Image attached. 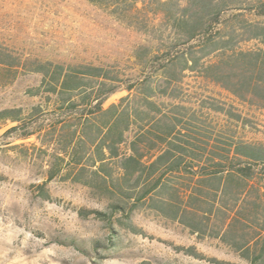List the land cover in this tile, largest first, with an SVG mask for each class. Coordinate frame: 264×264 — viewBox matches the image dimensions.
Returning <instances> with one entry per match:
<instances>
[{
    "label": "rangeland",
    "instance_id": "374dc122",
    "mask_svg": "<svg viewBox=\"0 0 264 264\" xmlns=\"http://www.w3.org/2000/svg\"><path fill=\"white\" fill-rule=\"evenodd\" d=\"M137 1L138 6H145L141 29L127 26L87 0H0V51L11 55V62L23 65L36 61L102 67L124 85L149 77L155 91L152 100L160 111L152 113L155 119L178 113L181 125L191 120L193 129L210 138L264 147V108L240 101L202 76L200 65L212 63L221 51L204 58L195 70L184 72L179 83L169 85L167 93L173 90L175 98L161 94L167 82L155 47L169 35L170 23L155 0ZM235 1L245 8L251 0ZM255 21L264 26V18ZM262 47L252 40L238 42L233 49L247 52ZM40 81V74L22 70L10 84L0 86V264H247L242 250L209 236L210 230L201 237L192 233L186 224L156 210L149 200L132 210L133 199L75 183L74 175L67 176L65 170L48 180V170L55 167V149L44 148L35 137L24 140V117L32 107L44 109L32 118L37 125L53 119L45 111L48 94L43 90L36 96L29 93ZM140 89L133 92L138 102ZM126 95V91L116 92L106 99L104 108ZM8 117L20 122L13 123ZM15 126L16 130H10ZM137 127L126 134V142ZM180 181L173 175L168 183ZM241 190L251 193L247 202L257 193L262 203L250 210L244 205L257 221H245L234 236L238 243L253 244L251 253L259 252L264 234V168H259L253 183L236 191ZM130 193L136 197L137 190ZM153 197L157 205L167 202L181 213V196Z\"/></svg>",
    "mask_w": 264,
    "mask_h": 264
},
{
    "label": "trees",
    "instance_id": "16d2710c",
    "mask_svg": "<svg viewBox=\"0 0 264 264\" xmlns=\"http://www.w3.org/2000/svg\"><path fill=\"white\" fill-rule=\"evenodd\" d=\"M87 1L108 10L127 26L141 29L144 24L140 14L145 6H138L137 0ZM155 1L170 23L169 35L155 47L167 82L162 95L175 98L173 90L167 93L169 85L179 83L184 72L195 70L204 58L221 51L218 59L200 65L202 76L240 101L264 108V26L255 21L264 18V0H251L245 8H239L235 0ZM245 12L252 19L246 18ZM252 40L263 47L247 52L233 49L238 42ZM12 59L0 51V86L10 84L26 70L41 75L39 86L30 89V95L36 96L41 90L48 94L45 111L52 113L51 123L37 125L32 119L44 112L41 106L32 107L24 117V140L35 137L44 148L55 149V167L48 170V180L65 170L67 176L74 175L75 183L102 194L133 199L132 210L149 200L156 210L186 224L192 233L201 237L210 230L209 236L242 250L247 264H264V234L261 250L252 253L253 244L238 243L234 236L240 225L247 224L245 221H257L256 216L246 213L244 205L250 206L249 210L258 208L260 196L256 193L255 199L247 202L245 198L251 193L236 190L253 183L259 168H264V147L210 138L193 129L191 120L187 126L181 125L178 113L155 119L152 113L160 111L152 100L155 91L149 77L136 83L125 81L124 85L116 75L98 66L36 61L23 65ZM137 87H141L139 102L134 94ZM119 91L127 95L104 108L106 99ZM8 118L20 122L16 117ZM136 126L137 131L126 142V134ZM173 175L181 181L168 183ZM136 190V197H132L130 192ZM164 194L182 197L181 213L167 202L162 206L155 203L153 196Z\"/></svg>",
    "mask_w": 264,
    "mask_h": 264
}]
</instances>
